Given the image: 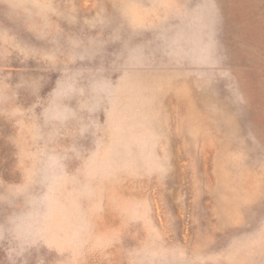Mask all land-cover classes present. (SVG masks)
<instances>
[{
    "label": "rangeland",
    "instance_id": "obj_1",
    "mask_svg": "<svg viewBox=\"0 0 264 264\" xmlns=\"http://www.w3.org/2000/svg\"><path fill=\"white\" fill-rule=\"evenodd\" d=\"M0 264H264V0H0Z\"/></svg>",
    "mask_w": 264,
    "mask_h": 264
}]
</instances>
